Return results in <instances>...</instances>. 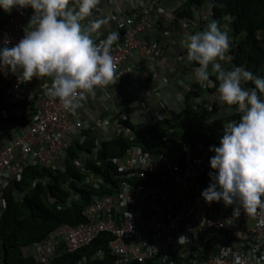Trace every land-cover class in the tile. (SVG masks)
Instances as JSON below:
<instances>
[{"label": "built area", "instance_id": "1", "mask_svg": "<svg viewBox=\"0 0 264 264\" xmlns=\"http://www.w3.org/2000/svg\"><path fill=\"white\" fill-rule=\"evenodd\" d=\"M163 1L98 0L81 21L85 26L101 21L90 33L95 43L113 31L118 39L110 49L113 83L96 86L91 92L78 89L75 95L80 106L74 112L47 95L51 77L26 81L19 73L0 74V218L5 189L10 181L21 178L26 165L61 169L71 143H83L88 131L98 132L100 141L118 135L134 139L126 122L155 124L185 110L186 96L197 83L192 75L196 63L184 59L187 31L202 30L213 20L211 5L196 12L194 26L174 29L173 12L181 6L174 8L172 25L166 26L157 14ZM31 11L0 10V40L6 36L9 47L18 42L30 27ZM216 22L229 37L224 59L217 60L225 68L237 43L231 34V19ZM171 33L178 37L175 45L163 40ZM160 57L165 63H157ZM201 86L204 92L193 96L192 104L197 107L205 102L214 111L208 122L226 125L224 118L238 120L234 106L215 109L216 91ZM223 125L216 132L222 133ZM142 135L150 145V134ZM211 155L201 142L186 143L182 151L167 154H150L140 145H131L122 157L111 159L122 174L117 192L94 197L83 210L85 222L62 224L27 248L26 255L38 264H48L54 255L74 252L107 232L112 236L108 252L116 257L115 264H234L236 257L240 264H264V210L233 216L232 205L206 203L200 196L209 181ZM84 163L85 158H77L85 182L103 184L104 179Z\"/></svg>", "mask_w": 264, "mask_h": 264}, {"label": "clouds", "instance_id": "2", "mask_svg": "<svg viewBox=\"0 0 264 264\" xmlns=\"http://www.w3.org/2000/svg\"><path fill=\"white\" fill-rule=\"evenodd\" d=\"M97 3L0 0V10L5 13L32 10L30 27L18 42L9 47L6 36L0 40V74L19 73L26 81L51 77L47 95L74 112L80 106L75 95L78 89L91 92L114 81L110 49L118 33L110 32L95 43L90 33L101 21L90 26L81 23ZM228 48V35L211 20L203 30L187 36L184 59L196 63L192 75L197 83L215 87L217 99L239 113L237 121L223 125L218 144L208 146L213 153L209 157L211 170L207 186L200 192L206 203L232 205V215L239 216L241 211L254 214L257 208L264 210V76L237 65L223 68L217 60L224 59ZM249 81L253 86L245 87ZM234 264H240L239 257Z\"/></svg>", "mask_w": 264, "mask_h": 264}, {"label": "trees", "instance_id": "3", "mask_svg": "<svg viewBox=\"0 0 264 264\" xmlns=\"http://www.w3.org/2000/svg\"><path fill=\"white\" fill-rule=\"evenodd\" d=\"M207 4L211 5L213 20L231 19V34L237 44L225 69L237 65L264 76V0H186L173 12V28L194 26L196 12L205 10ZM244 86L253 85L249 81ZM210 91L214 92L215 87ZM203 92L201 84L196 83L186 96L185 110L176 117L160 119L155 124L126 122L134 139L118 135L100 141L98 132L88 131L83 143H71L63 168L26 165L21 178L10 181L5 189V210L0 218V264H38L33 256L26 255L27 248L43 241L62 224L85 222L83 210L94 197L117 192L122 174L111 159L122 157L131 145H140L150 154H167L182 151L186 143L194 146L201 142L207 147L218 144L222 133L216 131L223 122H208L214 111H209L205 102L197 107L192 104V97ZM213 106L227 107L217 98H213ZM236 117L239 119V115ZM223 121L227 123L231 118ZM144 132L152 138L150 145L144 142ZM80 157L85 158L86 169L104 179L103 184L85 182V173L76 166ZM111 239V234L102 232L85 247L54 255L48 264H115L116 257L108 252Z\"/></svg>", "mask_w": 264, "mask_h": 264}, {"label": "crops", "instance_id": "4", "mask_svg": "<svg viewBox=\"0 0 264 264\" xmlns=\"http://www.w3.org/2000/svg\"><path fill=\"white\" fill-rule=\"evenodd\" d=\"M186 0H166L162 2V7L158 8L157 10V14H158V21H162L166 26L167 25H172L171 24V13L174 10L175 7L177 6H182L184 4ZM163 9V10H162ZM206 27V26H205ZM204 29V28H203ZM202 29V30H203ZM195 31H200L198 28L192 30V31H187L188 33H193ZM170 36H166L163 40L167 43V44H171V45H175V41L178 40V37H175V35L173 33L169 34ZM158 64H162L165 63V58L160 57L157 60ZM127 80H125L123 83H126ZM123 88V87H121Z\"/></svg>", "mask_w": 264, "mask_h": 264}]
</instances>
